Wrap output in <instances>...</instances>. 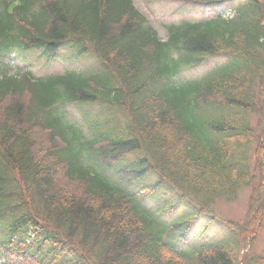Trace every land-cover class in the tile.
Instances as JSON below:
<instances>
[{"label":"trees","instance_id":"16d2710c","mask_svg":"<svg viewBox=\"0 0 264 264\" xmlns=\"http://www.w3.org/2000/svg\"><path fill=\"white\" fill-rule=\"evenodd\" d=\"M167 34L133 0H0V264H264L241 258L264 226V0ZM67 42L99 68L36 77L2 61ZM243 188L244 220H226L218 202ZM183 201L191 215L163 217ZM195 211L229 230L180 247Z\"/></svg>","mask_w":264,"mask_h":264},{"label":"rangeland","instance_id":"374dc122","mask_svg":"<svg viewBox=\"0 0 264 264\" xmlns=\"http://www.w3.org/2000/svg\"><path fill=\"white\" fill-rule=\"evenodd\" d=\"M241 1L242 0H230L220 4L199 5L193 3L182 4L181 2L176 1L165 2L161 0H135L138 7L150 18L163 38L166 36L164 25L167 21L178 22L187 19H201L206 17L208 14L214 15L228 8H235L239 3H241ZM38 52L39 51L37 49L26 50L20 51L19 55L17 52L13 51L6 56L5 61L10 63L14 71L28 69V62L36 75L64 72L72 68L88 66L91 62L95 61L93 57L87 58L74 56V54L82 56L89 55L90 53L82 54L80 49L71 44H66L60 48L57 57L53 61H47L45 58H39ZM210 60L211 61L202 66L200 70L206 72L208 70L207 68L215 63V58ZM200 70L195 69L187 74L195 75L196 73H200ZM155 177L157 178V176ZM162 194L164 195L166 192L163 191ZM172 195L176 198L175 194ZM177 196L179 198L178 194ZM166 200L169 201L168 199ZM173 201L176 203L175 200H171L170 202L172 203ZM248 201L249 190L247 188H243L237 200H220L217 204L216 210L226 220L242 222L248 209ZM191 208V205L186 207L183 201L180 202L176 208H173V211L169 214L172 219L176 218L179 214H181L180 217H184L186 215H191ZM228 230L229 226L224 221L214 219L208 215H201L178 234L183 240L185 238L192 239L194 234L200 235L201 233L210 237L211 240H216L222 237ZM248 247L250 251V245ZM252 247L251 251L254 253L252 254L254 257L264 255V226Z\"/></svg>","mask_w":264,"mask_h":264}]
</instances>
